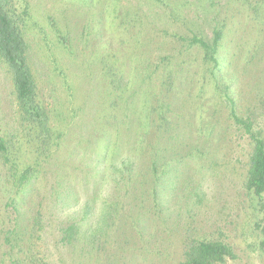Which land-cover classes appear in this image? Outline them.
Listing matches in <instances>:
<instances>
[{"label": "rangeland", "instance_id": "obj_1", "mask_svg": "<svg viewBox=\"0 0 264 264\" xmlns=\"http://www.w3.org/2000/svg\"><path fill=\"white\" fill-rule=\"evenodd\" d=\"M19 1L53 142L39 147L47 128L23 117L0 54V219L19 209L36 264H180L184 241L208 237L234 247L228 264H264L245 186L253 146L231 117L234 108L264 137V0ZM215 28L217 66L169 38L211 42ZM146 49L149 79L128 88L109 75ZM111 201L120 206L103 215Z\"/></svg>", "mask_w": 264, "mask_h": 264}, {"label": "trees", "instance_id": "obj_2", "mask_svg": "<svg viewBox=\"0 0 264 264\" xmlns=\"http://www.w3.org/2000/svg\"><path fill=\"white\" fill-rule=\"evenodd\" d=\"M19 5V0H0V54L13 73L17 97L21 109H23V117L31 119L32 127L36 130L38 128H47V133L38 138L39 147L46 151L50 150L53 138L47 124V114L35 102V89L27 60L26 42L17 18L19 15L17 11L20 9ZM213 33L214 37L211 42L203 35L197 33L185 35L174 32L169 35V38H172L171 42L177 44V46L187 44L204 49L209 62L217 66V49L223 37V31L215 28ZM176 49H179V47ZM150 54L147 49L146 51L141 50L135 53L134 58L127 59V64L121 66L118 72H115L117 66H110L108 68L110 70L109 75L113 77L117 73V79L123 81L128 88L136 80L145 81L146 78L149 79L151 76L149 75L151 74V65H153L151 61L153 57ZM175 55L177 54L171 53L165 57L169 59ZM164 58L161 59L163 60ZM133 62H137V66H132ZM130 68L133 70L132 76L130 75ZM154 72L156 71L153 70L152 73ZM147 87L150 90L151 83H147ZM231 117L240 132L243 135H247L253 146L245 186L251 196L250 201L256 213L253 229L258 233L260 238L259 247L264 252V137L260 131L254 128L252 120L242 118L234 108L231 110ZM146 134V132L142 131L136 133L143 140L139 141V147L137 141L139 149H141L144 140L147 138ZM116 141H120L119 138ZM5 151L4 141L0 140V153L5 155ZM129 159L131 160V158ZM129 163L131 162L129 161ZM132 169H120L122 178L125 177V174L132 176ZM31 171L32 169L28 168L22 172L19 177L20 184L28 181ZM108 203L109 205H107ZM108 203L105 205L107 209L103 212V215L110 213L108 210L110 206L114 208L120 206L119 201ZM67 231L69 236L72 233L78 235L77 227L70 226ZM182 250L183 260L180 264H228L236 258L234 247L229 242L218 238L188 239L183 242ZM33 252L31 239L25 238V232L22 230L19 209H16L15 206L10 210L4 211L0 219V264H36L39 260L33 258Z\"/></svg>", "mask_w": 264, "mask_h": 264}]
</instances>
